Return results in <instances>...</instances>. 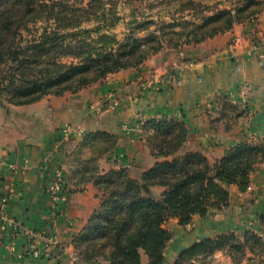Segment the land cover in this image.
<instances>
[{"label":"crops","instance_id":"crops-1","mask_svg":"<svg viewBox=\"0 0 264 264\" xmlns=\"http://www.w3.org/2000/svg\"><path fill=\"white\" fill-rule=\"evenodd\" d=\"M252 34L258 48L250 51ZM259 46H264V11L202 42L165 47L139 67L111 73L77 92L47 95L25 105H0L4 211L45 235L55 231L58 240L49 256L34 258L24 252L25 238L19 234L13 251L6 242L0 244V264H90L79 256L74 239L98 208L102 192L78 174L92 163L100 173L127 169L141 183L142 174L166 158L152 155L138 127L140 120L183 121L188 132L178 154L199 152L210 162L238 142L263 139L264 48ZM110 92L117 98L113 108L106 101ZM68 124L73 132L65 133ZM107 140L109 148L94 161V145ZM44 162L40 173L38 166ZM56 168L62 171L64 194L54 209L46 187ZM147 190L157 197L164 187ZM228 190L226 207L204 217L194 216L187 225L176 218L166 222L171 236L164 264H172L194 243L223 234H234L243 241L247 233H254L264 242V161L251 172L244 191L235 184ZM38 244L43 245V240ZM147 262L141 251V264ZM191 264H264V251L246 250L235 262L218 250L198 256Z\"/></svg>","mask_w":264,"mask_h":264},{"label":"trees","instance_id":"trees-1","mask_svg":"<svg viewBox=\"0 0 264 264\" xmlns=\"http://www.w3.org/2000/svg\"><path fill=\"white\" fill-rule=\"evenodd\" d=\"M79 4L6 0L0 7L1 106L25 105L47 95L77 92L111 73L139 67L165 46L178 48L202 42L264 10V0H237L232 8L202 16L200 24L182 19L148 31L153 21L134 22L118 39L99 25L82 27L93 17L107 27L114 25L116 19L105 22L102 0ZM39 21L47 25L24 40L21 30L28 29L29 22L36 25ZM141 31L146 33L139 37ZM143 129L152 155L166 159L155 162L141 179L147 187L157 185L164 190L157 197L148 190L144 195L140 182L131 178L127 169L100 173L92 163L90 167L84 165L79 179L92 181L102 192L98 208L74 239L76 251L87 263L141 264L143 251L147 264H164V250L171 236L166 222L176 218L179 224L187 225L194 216L204 217L211 210L226 207L228 187L235 184L244 191L251 172L264 161V138L238 142L220 159L210 162L199 152L178 154L188 132L183 121L151 119L144 122ZM108 141L94 145V161L109 148ZM218 250L237 262L246 250L263 252L264 242L254 233H247L243 241L234 234L205 238L181 251L172 264H191L198 256Z\"/></svg>","mask_w":264,"mask_h":264},{"label":"rangeland","instance_id":"rangeland-1","mask_svg":"<svg viewBox=\"0 0 264 264\" xmlns=\"http://www.w3.org/2000/svg\"><path fill=\"white\" fill-rule=\"evenodd\" d=\"M5 1L6 0H0V7H2ZM45 1L47 3L67 2L69 4H74V5H78V3H80L79 5H84L86 2H88V0H45ZM102 1L104 3L102 4V7L104 9L103 12L105 13V20H106L105 22L108 23L116 19L114 25L107 27L105 26L103 21H100L93 17L90 18V21H86L82 25V27L92 29L93 27L99 25L104 30H106L107 33L114 34L118 39H121L128 32V30L135 25L134 22L139 23L142 21H153L154 23L151 24L148 31L158 29L160 25H162L163 23H169L182 19L200 24L202 22V16L204 15L209 16L212 13L216 12L217 10L232 8L237 2V0H102ZM46 25L47 23L45 21H39L36 23V25L33 24V22H29L27 27L28 29L24 30L23 28L21 30L22 38L24 40L31 39L37 34L36 30L38 32H41L42 31L41 27H44ZM145 33H146L145 31H141L140 33H138V36L142 37L145 35ZM92 35L96 36L95 33H93ZM168 48H172V47H168ZM141 132L143 134L146 131L142 129ZM141 182H143L142 179Z\"/></svg>","mask_w":264,"mask_h":264},{"label":"built area","instance_id":"built-area-1","mask_svg":"<svg viewBox=\"0 0 264 264\" xmlns=\"http://www.w3.org/2000/svg\"><path fill=\"white\" fill-rule=\"evenodd\" d=\"M250 37L251 41V47L250 51H253L258 48L257 44L255 43V37L254 34H252ZM252 37V38H251ZM260 48H264V46H259ZM249 51V52H250ZM259 57H262V49L260 54H258ZM107 105L110 108H113L117 104V98H115V95L113 92H110L106 96ZM144 121L140 120L138 122V127L140 131L143 129ZM126 127V125H124ZM74 127L72 125H66L64 127L65 133L73 132ZM129 164L125 165V167H128ZM45 169V162L38 166V170L41 173ZM46 191L51 198L52 201V208L57 209L59 207V204L62 200L63 194H64V179L62 175V171L59 168H56L54 170L53 176L51 180L49 181ZM6 204V197H2L0 199V244H3L6 242V247L13 251L15 247V237L17 235H23L25 238L23 250L25 253L31 255L34 258H41V257H47L49 256L51 250L56 248L58 246V240L56 238L55 231H50L49 234H43L42 232L33 230L31 228H28L24 225H22L19 221L16 219L8 216L5 211L4 207ZM6 234V241H4V235ZM42 239L44 244L39 245L38 241Z\"/></svg>","mask_w":264,"mask_h":264},{"label":"water","instance_id":"water-1","mask_svg":"<svg viewBox=\"0 0 264 264\" xmlns=\"http://www.w3.org/2000/svg\"><path fill=\"white\" fill-rule=\"evenodd\" d=\"M140 185L143 188V190H147V185L144 182H141Z\"/></svg>","mask_w":264,"mask_h":264}]
</instances>
